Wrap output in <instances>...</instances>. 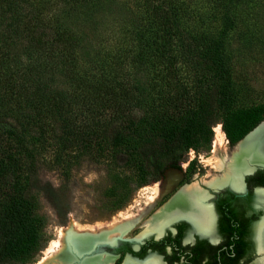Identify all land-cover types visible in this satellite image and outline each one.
Wrapping results in <instances>:
<instances>
[{
	"label": "trees",
	"instance_id": "16d2710c",
	"mask_svg": "<svg viewBox=\"0 0 264 264\" xmlns=\"http://www.w3.org/2000/svg\"><path fill=\"white\" fill-rule=\"evenodd\" d=\"M142 1L151 28L137 33L146 49L139 55L151 57L166 86L179 81L183 60L207 71L213 87L199 104L162 87L161 109L138 112L122 80L84 68V45L113 0H0V264H30L45 247L47 221L34 190L44 162L41 139L55 140L64 156L123 147L128 153L120 163L135 162L139 188L177 167L193 146L209 144L221 116L228 118L232 145L264 119L263 106L229 111L234 93L226 39L187 26L177 0ZM215 2L224 32L231 30L244 0ZM125 65L115 61L112 71L124 73Z\"/></svg>",
	"mask_w": 264,
	"mask_h": 264
},
{
	"label": "rangeland",
	"instance_id": "374dc122",
	"mask_svg": "<svg viewBox=\"0 0 264 264\" xmlns=\"http://www.w3.org/2000/svg\"><path fill=\"white\" fill-rule=\"evenodd\" d=\"M113 1L115 4L109 11L103 12L105 17L102 16L98 30L84 45V68L89 73L122 80L132 89L130 101L138 112L155 114L161 109L158 95L162 87L171 97L179 90L185 97L184 103L195 106L203 101L213 87L212 79L206 77L208 72L186 59L179 65V81L164 85L152 65L151 57H147L146 52L139 55L145 48L137 33L151 28L143 1ZM177 1L183 8L182 15L187 26L226 39L224 53L231 65L234 93L229 111L264 107V0H244L236 7L235 25L228 32H224L225 18L215 0ZM123 52L127 53L121 55ZM121 60L126 64V71L116 74L112 71L113 64ZM227 123L228 118L221 116L213 124V139L209 144L193 146L177 167H169L159 180L139 188L134 187L139 178L135 162L130 165L120 163V159L128 153L125 148L107 146L64 156L55 140L41 139L38 143L44 162L34 180V190L39 200V213L45 217L47 225L44 230L45 247L30 264H40L51 243L60 239L62 231H68L73 226L100 228L139 216L123 235H140L144 220L175 193L183 175L192 174L193 177L199 172L203 175L218 173L217 161L232 145L225 129ZM219 125L226 139L221 137ZM156 195H160L159 199L142 213ZM56 259L54 255L47 263L55 264Z\"/></svg>",
	"mask_w": 264,
	"mask_h": 264
},
{
	"label": "flooded vegetation",
	"instance_id": "af4514ba",
	"mask_svg": "<svg viewBox=\"0 0 264 264\" xmlns=\"http://www.w3.org/2000/svg\"><path fill=\"white\" fill-rule=\"evenodd\" d=\"M238 147L233 151L234 145L230 144L229 151L223 152L221 160L225 166L234 168ZM221 160L217 161L218 173L215 175L209 172L205 175L199 172L193 177L192 174L183 175L175 193L144 220L140 235H123L139 216L129 219L124 226L105 225L99 239L95 238L93 231H83L82 236L73 235L75 245H107L103 249L99 246L100 250L96 247L93 252L96 256L78 260L69 256L66 239L63 245L68 257L65 256L62 262L56 257L57 261L63 264H84L87 261L98 264H153V261L158 264H264V248L259 240L264 222V168L252 171L253 163L260 162H249L247 158L246 168L240 171V181L235 187L230 182L232 176L226 174L229 168H218ZM248 171L243 179L242 174ZM178 194H182L180 207H176L175 203ZM183 195L188 206L183 205ZM155 197L142 213L160 195ZM163 216L167 217V221L162 233L144 234L151 221L156 222Z\"/></svg>",
	"mask_w": 264,
	"mask_h": 264
},
{
	"label": "bare ground",
	"instance_id": "6f19581e",
	"mask_svg": "<svg viewBox=\"0 0 264 264\" xmlns=\"http://www.w3.org/2000/svg\"><path fill=\"white\" fill-rule=\"evenodd\" d=\"M237 146H239V147H238V149H237V151L235 153V155H236L235 157L236 158H235L234 164H233L234 168H232V166H230V167H227V165L225 166L223 160H221V163H218V168H223V167L229 168V170L226 171V174H229L228 177L232 176L231 177L232 179H230V182L235 187H237V185L239 184V181H240V178H239L240 171L242 169L246 168L245 164H246V159L247 158H249V160H248L249 162H251V161H259L260 162L259 164H261V162H264V161H260L259 160V159H264V123L259 125L252 132H250L246 136L245 139H243V140H241L239 142V144ZM247 151L251 152V154H245ZM237 157H238V159H237ZM253 164H255V163H253ZM247 165H250V163H248ZM262 165H264V164H262ZM181 195L182 194H178L176 196V198H175L176 207H180L179 204L181 203L180 202ZM182 200H183V205H184L185 204L184 195L182 196ZM185 206H188V203H186ZM129 218H130V216H129ZM128 221H129V219L124 220L122 223H119V222L115 221L114 223L110 224V226H112V227L124 226V225H126L128 223ZM166 221H167V217H165V216L161 217L159 220H156V222L155 221H153V222L151 221L150 225L147 226L144 234L147 235V234H149L151 232H155V231H157L158 233H162L163 232L162 230L164 228V225H165ZM262 225H263V227L261 228V235H259V240H260V243H261V247L264 248V222H263ZM102 227H105V226H102ZM102 227L96 228V227H93V226H91V227L90 226H86V228L81 229L78 226H73L68 231H62L60 233L61 234L60 235V239L58 241H53L51 243V245L49 246V248L46 251V254H47L46 257L44 258V260L40 264H49V263H47L48 260L50 258H52L54 255H55V257L58 258V261H61V262L63 261V258L65 256L68 257V255H67V253L65 251V246L63 245L65 240L67 239L68 235H71V234L72 235H81L82 231H91V232L93 231V233H95L93 235L96 236L95 238L99 239V236L101 235V232H104V230H102L103 229ZM77 237H80V236H77ZM87 239L90 240V237H87ZM89 240H88V242H89ZM58 261L56 259L55 264H63V263L58 262ZM85 263L86 264H98L96 261H87ZM152 263L153 264H158L157 261H153Z\"/></svg>",
	"mask_w": 264,
	"mask_h": 264
},
{
	"label": "water",
	"instance_id": "95a60500",
	"mask_svg": "<svg viewBox=\"0 0 264 264\" xmlns=\"http://www.w3.org/2000/svg\"><path fill=\"white\" fill-rule=\"evenodd\" d=\"M262 123H264V119L261 121V122H259L253 129H251L248 133H246L244 136H243V138L242 139H240L235 145H234V148H233V151L235 150V148L237 147V145L239 144V142L241 141V140H243V139H245L246 138V136L250 133V132H252L254 129H256L259 125H261ZM259 167H263L264 168V165H262V164H259V163H255V164H253V169H252V171H254L255 169H257V168H259ZM249 173V171L248 172H244L243 174H242V178L244 179V176H245V174H248ZM83 232V231H82ZM82 236V235H81ZM84 237L85 236H87V235H83ZM74 239H73V235H68V237H67V240H66V249H67V252H68V254H69V256H74L75 257V259L77 258L78 260L80 259V258H82V259H86V258H91V257H93V256H96L95 255V253H93L94 252V249L96 248V247H98L97 249H101L102 247L104 248L107 244L106 243H97L96 245H94L93 247H91L92 245H90V244H83V243H81V245H78V243L75 245V243H74V241H73ZM99 246L101 247V248H99ZM102 248V249H103ZM80 256V257H79ZM74 259V260H75ZM78 260H77V262H78ZM71 262H75V263H77L76 261H71ZM81 263V262H80ZM69 264V263H68Z\"/></svg>",
	"mask_w": 264,
	"mask_h": 264
},
{
	"label": "built area",
	"instance_id": "2783aa9c",
	"mask_svg": "<svg viewBox=\"0 0 264 264\" xmlns=\"http://www.w3.org/2000/svg\"><path fill=\"white\" fill-rule=\"evenodd\" d=\"M217 129V128H216ZM219 130H220V132H221V137H223L224 138V134H223V131H222V129H221V126L219 125ZM224 139H226V137L224 138ZM228 142V141H227ZM214 148H213V150L215 149V146H216V141L214 140Z\"/></svg>",
	"mask_w": 264,
	"mask_h": 264
}]
</instances>
